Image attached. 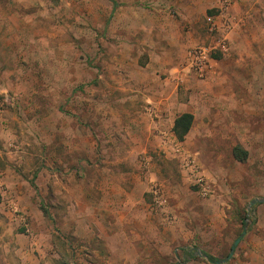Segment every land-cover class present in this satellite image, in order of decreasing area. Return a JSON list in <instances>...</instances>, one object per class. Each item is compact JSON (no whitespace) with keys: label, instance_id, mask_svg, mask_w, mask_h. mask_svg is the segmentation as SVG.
I'll return each instance as SVG.
<instances>
[{"label":"rangeland","instance_id":"rangeland-1","mask_svg":"<svg viewBox=\"0 0 264 264\" xmlns=\"http://www.w3.org/2000/svg\"><path fill=\"white\" fill-rule=\"evenodd\" d=\"M183 1L0 0V264H240L264 234V0ZM185 57L199 117L150 143Z\"/></svg>","mask_w":264,"mask_h":264},{"label":"crops","instance_id":"crops-1","mask_svg":"<svg viewBox=\"0 0 264 264\" xmlns=\"http://www.w3.org/2000/svg\"><path fill=\"white\" fill-rule=\"evenodd\" d=\"M222 0H184L183 12L187 14L186 17L196 11H207V8L221 5ZM185 46L195 43V39L191 37V32L184 33ZM183 55V54H182ZM181 58L172 60L168 64H153L151 78L153 84L148 88L146 101L150 103L148 109L151 115H154L153 125L157 130H152V133L146 136V140L150 143L154 141L161 144L164 141V134H167V127L170 129V134L175 135L172 131L173 122L176 116L183 112H190L193 115V122L190 130L185 135L189 137L194 124L199 117L197 114V106L194 104L195 96L199 91L200 84H192L189 82L188 77V64L187 60ZM179 62V63H178ZM161 70V71H160ZM161 73L165 77L160 78ZM188 77V78H187ZM202 137V135H200ZM179 142V140H177ZM185 142L184 141H180ZM246 241V240H244ZM246 250L244 253L245 260L240 264H264V234L260 237L258 242H246Z\"/></svg>","mask_w":264,"mask_h":264},{"label":"trees","instance_id":"trees-1","mask_svg":"<svg viewBox=\"0 0 264 264\" xmlns=\"http://www.w3.org/2000/svg\"><path fill=\"white\" fill-rule=\"evenodd\" d=\"M113 6L115 7V2L113 1ZM221 55H216L214 57L219 58ZM193 122V115L190 112H183L175 117L172 131L177 140L183 141L185 138V135L188 133L192 126ZM232 154L235 159L238 161H245L248 155L247 150H245L241 145L236 144L232 148ZM185 255L190 256L192 255L190 252V248H185ZM205 258L210 262H215V258H213L210 254L204 252Z\"/></svg>","mask_w":264,"mask_h":264},{"label":"built area","instance_id":"built-area-1","mask_svg":"<svg viewBox=\"0 0 264 264\" xmlns=\"http://www.w3.org/2000/svg\"><path fill=\"white\" fill-rule=\"evenodd\" d=\"M204 54V50L202 48H194L191 52H190V58L191 60H193L194 64H197L198 63V59L200 56H202ZM197 67L200 68V70L202 69V66L201 65H196ZM176 150H179V148H177ZM201 181L202 178L200 177L198 179V181Z\"/></svg>","mask_w":264,"mask_h":264},{"label":"water","instance_id":"water-1","mask_svg":"<svg viewBox=\"0 0 264 264\" xmlns=\"http://www.w3.org/2000/svg\"><path fill=\"white\" fill-rule=\"evenodd\" d=\"M254 200H255V199L251 200V203H252ZM244 234H245V230H243V231L241 232L240 236L237 237V238L233 241V243H232V245H231V247H230V250H229L227 256H226L224 259H222V260L216 261L217 263H222V262L226 261L227 259H229V258L231 257V255L233 254V250H234L235 246L238 244V242L240 241L241 236H243Z\"/></svg>","mask_w":264,"mask_h":264}]
</instances>
